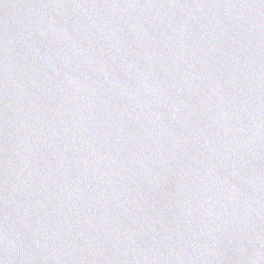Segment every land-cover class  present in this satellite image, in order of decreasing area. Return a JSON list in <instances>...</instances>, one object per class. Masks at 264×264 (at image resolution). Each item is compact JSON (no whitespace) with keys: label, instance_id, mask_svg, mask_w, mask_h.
Here are the masks:
<instances>
[{"label":"water","instance_id":"obj_1","mask_svg":"<svg viewBox=\"0 0 264 264\" xmlns=\"http://www.w3.org/2000/svg\"><path fill=\"white\" fill-rule=\"evenodd\" d=\"M0 264H264V0H0Z\"/></svg>","mask_w":264,"mask_h":264}]
</instances>
